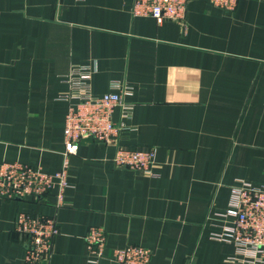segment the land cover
<instances>
[{"label": "crops", "instance_id": "0c3cea01", "mask_svg": "<svg viewBox=\"0 0 264 264\" xmlns=\"http://www.w3.org/2000/svg\"><path fill=\"white\" fill-rule=\"evenodd\" d=\"M133 0H0V165L46 173L63 165L68 112L60 97L74 66L93 69L92 91L131 86L135 103L121 143L157 147L156 176L117 168L113 145L88 137L70 160L65 207L0 198V264H26L19 212L56 217L60 233L42 264H117L140 245L154 264H231L220 230L231 187L264 185V0L234 9L193 0L185 24L135 17ZM120 120V112L115 113ZM105 229L92 263L86 235Z\"/></svg>", "mask_w": 264, "mask_h": 264}, {"label": "built area", "instance_id": "2783aa9c", "mask_svg": "<svg viewBox=\"0 0 264 264\" xmlns=\"http://www.w3.org/2000/svg\"><path fill=\"white\" fill-rule=\"evenodd\" d=\"M193 0H133L135 17H152L161 24L165 21L186 23L188 6ZM239 0H210L216 7L234 9ZM93 69L74 66L64 81L69 91L60 97L68 105L64 130L63 165L56 173H46L20 162H3L0 165V198L7 201L30 200L41 202L56 188V209L65 207L66 192L70 185V160L77 155L85 138L107 146L113 145L116 153L112 159L117 168L156 176L154 166L157 147L132 150L121 143L128 129L135 103L129 101L134 94L126 83L114 82L111 92L102 96L92 91ZM120 112V120L115 113ZM232 195L224 213L216 214L220 230L211 238L235 247V254L227 261L231 264H264V185L256 186L243 179L231 187ZM15 230L26 238V264H42L52 256L54 239L60 233L56 217L19 212ZM90 262L104 258L108 243L105 229L91 227L86 237ZM152 250L140 245L115 249L113 259L117 264H154Z\"/></svg>", "mask_w": 264, "mask_h": 264}]
</instances>
